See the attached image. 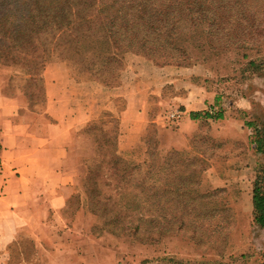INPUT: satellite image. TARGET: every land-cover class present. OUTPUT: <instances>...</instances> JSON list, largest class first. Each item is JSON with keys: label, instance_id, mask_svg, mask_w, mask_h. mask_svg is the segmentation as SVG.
<instances>
[{"label": "rangeland", "instance_id": "rangeland-1", "mask_svg": "<svg viewBox=\"0 0 264 264\" xmlns=\"http://www.w3.org/2000/svg\"><path fill=\"white\" fill-rule=\"evenodd\" d=\"M34 1L0 0V17L6 14L14 26L32 27L23 12ZM232 23L215 34L217 50L204 45L208 38L202 30L198 38L203 48L192 51L194 63L171 66L172 84L163 95L166 103L160 108L158 100L150 102L151 117L160 114L165 118L169 111L181 109V99L188 91L202 89L214 111L192 121L187 129L194 132L189 136L180 133L181 120L176 126H168L165 120L157 126L151 119L137 144L127 151L126 159L137 168L134 175H151L152 186L157 187L163 175H182L184 179L190 175L194 185L186 191L192 202L188 200L181 213L170 207L164 218L153 202L147 240L133 235L135 213L119 209L122 217L117 219L108 215L103 204H94L87 175L101 162L103 148L110 149L115 137L116 118L103 113L95 126L81 132L89 139L75 142L70 167L76 180L66 209L51 217L46 229L38 230L41 239L30 227L21 231L7 249L4 264H264V229L253 206L255 194L264 195V36L259 39L251 31L245 35ZM35 27L38 29V23ZM48 36L45 33L38 41ZM237 36L261 44L253 48L241 47L242 42L223 45L227 38ZM17 52L23 60L25 52ZM139 54L126 52L121 71L133 55L147 59ZM26 57L32 67L31 56ZM9 60L16 64L4 66L19 69L28 82L25 90L30 99L40 104V78L29 76L24 61ZM70 64L78 79L88 77L79 65ZM116 75L106 73L101 79L114 87L119 83ZM118 106L123 103L118 101ZM103 191L114 194L112 189ZM126 214L131 216L124 221ZM161 229L166 233L161 234Z\"/></svg>", "mask_w": 264, "mask_h": 264}, {"label": "trees", "instance_id": "trees-1", "mask_svg": "<svg viewBox=\"0 0 264 264\" xmlns=\"http://www.w3.org/2000/svg\"><path fill=\"white\" fill-rule=\"evenodd\" d=\"M23 16L32 27L14 26L11 16L6 14L0 17V64H16L9 58H17L24 61L29 76L41 78L44 67L52 60L67 61L70 67V62H74L88 74L85 80L105 85L101 78L106 73L117 74L115 78L120 79L126 52L145 54L158 67L190 66L194 63L192 51L203 48L198 38L200 32L204 30L208 38L204 45L217 50L214 36L224 31L231 19L245 35L251 31L259 39L264 36V0H35L28 3ZM45 33L49 36L40 43L38 38ZM239 42L241 47L261 44L237 36L227 38L223 45ZM18 50L25 52L23 60ZM27 54L31 56L32 67L28 65ZM115 123L113 144L110 149L103 148V159L89 169L86 183L93 203L103 204L108 215L121 218L119 209L135 213L133 235L137 240H147L146 226L153 202L162 218L170 207L181 213L189 205L188 200H193L186 188L194 182L190 175L186 179L182 175H163L156 187L149 183L151 175H134L137 168L126 159L128 153L118 151L117 118ZM259 152L262 153L261 147ZM104 188L112 189L114 194H105ZM253 206L259 214L258 222L264 226V195L255 194ZM130 216L126 214L124 221ZM160 233L166 232L161 229Z\"/></svg>", "mask_w": 264, "mask_h": 264}, {"label": "crops", "instance_id": "crops-1", "mask_svg": "<svg viewBox=\"0 0 264 264\" xmlns=\"http://www.w3.org/2000/svg\"><path fill=\"white\" fill-rule=\"evenodd\" d=\"M171 70L133 55L117 86L109 87L78 79L67 61L52 60L41 73L42 101L37 104L19 69L0 64V264L21 231L30 227L41 239L50 218L66 209L76 180L70 167L75 142L90 137L81 132L106 113L119 121V153L129 151L153 119L151 100H158L160 108L166 103ZM202 91H188L181 99L180 133L185 136L194 132L187 129L192 121L214 111ZM164 120L158 114L153 123L161 126Z\"/></svg>", "mask_w": 264, "mask_h": 264}, {"label": "built area", "instance_id": "built-area-1", "mask_svg": "<svg viewBox=\"0 0 264 264\" xmlns=\"http://www.w3.org/2000/svg\"><path fill=\"white\" fill-rule=\"evenodd\" d=\"M182 111L180 109H174L169 111L166 116H165V122L167 123L168 126H176L182 117ZM1 172H0V196L2 194V190H1Z\"/></svg>", "mask_w": 264, "mask_h": 264}, {"label": "flooded vegetation", "instance_id": "flooded-vegetation-1", "mask_svg": "<svg viewBox=\"0 0 264 264\" xmlns=\"http://www.w3.org/2000/svg\"><path fill=\"white\" fill-rule=\"evenodd\" d=\"M263 229H264V226H263Z\"/></svg>", "mask_w": 264, "mask_h": 264}]
</instances>
